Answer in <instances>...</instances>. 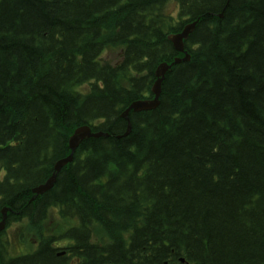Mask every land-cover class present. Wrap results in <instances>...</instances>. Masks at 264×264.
Listing matches in <instances>:
<instances>
[{
    "label": "trees",
    "instance_id": "trees-1",
    "mask_svg": "<svg viewBox=\"0 0 264 264\" xmlns=\"http://www.w3.org/2000/svg\"><path fill=\"white\" fill-rule=\"evenodd\" d=\"M172 1L0 0V212L63 224L0 264H264V0ZM194 21L158 106L122 119ZM82 125L107 136L29 203Z\"/></svg>",
    "mask_w": 264,
    "mask_h": 264
},
{
    "label": "water",
    "instance_id": "water-1",
    "mask_svg": "<svg viewBox=\"0 0 264 264\" xmlns=\"http://www.w3.org/2000/svg\"><path fill=\"white\" fill-rule=\"evenodd\" d=\"M221 17V16H219ZM195 23L190 24L189 26H186L183 31L176 35L175 37H173V42H174V47L176 49L180 50L179 45H181V41L183 39H186L188 34L192 31L193 27H194ZM184 61L186 60L183 59ZM178 60L175 61V63H177ZM168 70V66H166L165 64H161L157 67L156 71H155V77L157 78V80L155 81L153 87H152V92L154 94V99L153 100H149V101H137V102H133L131 105H129V107L120 115L122 118H126L127 113L132 110L133 112H141V111H149L152 109H155L156 106L158 105V96L160 93V84L161 81L163 79V76L165 74V72ZM130 132V125L129 123L127 124L126 127V133L124 135H127ZM103 136H107V135H103L101 133H91L90 129L86 126L84 127H79L77 128L73 135L70 136L69 141H68V148L71 151L69 156L66 157L63 161H58L55 163L54 165V172H58L63 166H65L67 163H70L71 161V155L73 153V151L75 150V148L78 146V144L84 139V138H99V137H103ZM54 178H55V174H53L49 179H47L45 181V183L33 188L31 190V192L35 195H39V194H43L46 191H48L53 183H54ZM5 212L6 209H3L1 211L2 213V220L0 221V230L3 228L4 225V218H5Z\"/></svg>",
    "mask_w": 264,
    "mask_h": 264
},
{
    "label": "rangeland",
    "instance_id": "rangeland-1",
    "mask_svg": "<svg viewBox=\"0 0 264 264\" xmlns=\"http://www.w3.org/2000/svg\"><path fill=\"white\" fill-rule=\"evenodd\" d=\"M166 11L168 12V13H170L171 11H173L174 10V7H173V5L172 4H166ZM55 214H53V213H50V216H54ZM61 225H63L62 223H61ZM19 230V228L16 226V224L14 223L13 225H11L10 226V228L8 229V235H10V234H12V232L14 233V232H17ZM38 230V228L35 230V231H37ZM10 240V238L8 239L7 238V241H9ZM33 240H35V236L34 235H31L30 236V241H33ZM22 248H24V246H22V245H17V247L14 245V246H12V251H10V253L12 254V255H16L17 254V252H18V250L19 249H22Z\"/></svg>",
    "mask_w": 264,
    "mask_h": 264
},
{
    "label": "bare ground",
    "instance_id": "bare-ground-1",
    "mask_svg": "<svg viewBox=\"0 0 264 264\" xmlns=\"http://www.w3.org/2000/svg\"><path fill=\"white\" fill-rule=\"evenodd\" d=\"M96 133H101V132H96ZM126 133V132H125ZM101 134H103V133H101ZM103 135H105V134H103ZM103 137H105V136H103ZM70 138V137H69ZM69 138H68V141H69ZM67 145H68V142H67ZM66 158V157H65ZM65 158H63V159H61V160H59V161H63ZM58 162V161H57ZM55 165V164H54ZM53 172H54V166H53ZM52 175H53V173H52ZM51 175V176H52ZM50 190V189H49ZM34 224L37 226V228L41 225L40 223H38V222H34ZM36 228V229H37ZM34 241V240H33ZM64 246H65V242H63L61 245H60V251H61V254L62 255H64V251H62L63 249H64Z\"/></svg>",
    "mask_w": 264,
    "mask_h": 264
},
{
    "label": "flooded vegetation",
    "instance_id": "flooded-vegetation-1",
    "mask_svg": "<svg viewBox=\"0 0 264 264\" xmlns=\"http://www.w3.org/2000/svg\"><path fill=\"white\" fill-rule=\"evenodd\" d=\"M2 235H0V239H1Z\"/></svg>",
    "mask_w": 264,
    "mask_h": 264
}]
</instances>
